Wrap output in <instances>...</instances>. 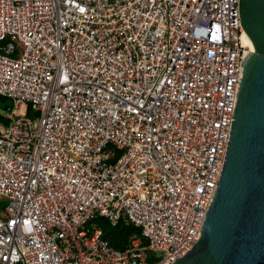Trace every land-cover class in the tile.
Returning <instances> with one entry per match:
<instances>
[{
  "label": "built area",
  "instance_id": "2783aa9c",
  "mask_svg": "<svg viewBox=\"0 0 264 264\" xmlns=\"http://www.w3.org/2000/svg\"><path fill=\"white\" fill-rule=\"evenodd\" d=\"M246 36L239 0H0V96L24 104L0 126V264L182 258L223 170ZM96 217L139 235L116 250Z\"/></svg>",
  "mask_w": 264,
  "mask_h": 264
},
{
  "label": "water",
  "instance_id": "95a60500",
  "mask_svg": "<svg viewBox=\"0 0 264 264\" xmlns=\"http://www.w3.org/2000/svg\"><path fill=\"white\" fill-rule=\"evenodd\" d=\"M241 66L221 176L199 239L173 264H264V0H239Z\"/></svg>",
  "mask_w": 264,
  "mask_h": 264
},
{
  "label": "trees",
  "instance_id": "16d2710c",
  "mask_svg": "<svg viewBox=\"0 0 264 264\" xmlns=\"http://www.w3.org/2000/svg\"><path fill=\"white\" fill-rule=\"evenodd\" d=\"M15 109L14 102L11 99L0 96V126L6 127L11 119L9 116ZM27 115L32 116L33 112L27 105ZM94 228H98L102 231V238L108 242V244L119 251H123L128 247V239L133 235H139V230L131 225H127L124 220L119 221L115 226H111L110 223L102 218L96 217L90 223ZM146 241H142V245L146 246Z\"/></svg>",
  "mask_w": 264,
  "mask_h": 264
},
{
  "label": "rangeland",
  "instance_id": "374dc122",
  "mask_svg": "<svg viewBox=\"0 0 264 264\" xmlns=\"http://www.w3.org/2000/svg\"><path fill=\"white\" fill-rule=\"evenodd\" d=\"M16 112H21L24 109V104L14 102ZM6 205V201L0 198V207L3 208Z\"/></svg>",
  "mask_w": 264,
  "mask_h": 264
},
{
  "label": "bare ground",
  "instance_id": "6f19581e",
  "mask_svg": "<svg viewBox=\"0 0 264 264\" xmlns=\"http://www.w3.org/2000/svg\"><path fill=\"white\" fill-rule=\"evenodd\" d=\"M246 40H247L248 44L250 45L251 49H253L252 43H251L250 39L247 36H246Z\"/></svg>",
  "mask_w": 264,
  "mask_h": 264
}]
</instances>
